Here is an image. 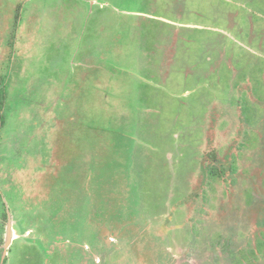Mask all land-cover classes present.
Listing matches in <instances>:
<instances>
[{
    "label": "rangeland",
    "instance_id": "obj_1",
    "mask_svg": "<svg viewBox=\"0 0 264 264\" xmlns=\"http://www.w3.org/2000/svg\"><path fill=\"white\" fill-rule=\"evenodd\" d=\"M0 264H264V0H0Z\"/></svg>",
    "mask_w": 264,
    "mask_h": 264
},
{
    "label": "trees",
    "instance_id": "obj_2",
    "mask_svg": "<svg viewBox=\"0 0 264 264\" xmlns=\"http://www.w3.org/2000/svg\"><path fill=\"white\" fill-rule=\"evenodd\" d=\"M217 162H218V161H214V163H213L214 166L211 167L213 172H216L215 165H217ZM216 174H217V173H216ZM218 174H219V173H218ZM219 175H220V174H219Z\"/></svg>",
    "mask_w": 264,
    "mask_h": 264
}]
</instances>
